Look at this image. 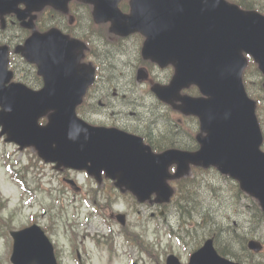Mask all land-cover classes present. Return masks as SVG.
Returning a JSON list of instances; mask_svg holds the SVG:
<instances>
[{"label":"water","instance_id":"1","mask_svg":"<svg viewBox=\"0 0 264 264\" xmlns=\"http://www.w3.org/2000/svg\"><path fill=\"white\" fill-rule=\"evenodd\" d=\"M20 1L0 0V10H13ZM33 1L28 12L52 2L64 8L68 0ZM88 1L95 3L98 19L116 20L113 29L144 32L146 57L161 65L176 66L177 74L165 98L167 91L178 92L190 83H196L208 96L187 99L188 111L200 116L202 130L207 132L206 136H198L200 151L170 150L156 156L140 138L90 128L78 120L75 107L91 81L92 71L78 74L76 42L58 31L34 37L37 50L30 49L45 76L44 89L33 92L17 86L21 93L0 91V122L9 134L8 140L22 147L33 145L45 160L58 161V165L82 168L91 161L89 170L93 173L117 160L130 174L145 170L150 182L157 176L158 181L168 177L167 169L173 162L179 166L177 175L187 171L190 163L215 164L222 172L238 178L242 188L256 195L264 208V155L257 151L260 131L254 103L246 96L241 78L246 63L243 50L255 57L264 72V16L242 11L225 0H187L185 7L174 4L175 0L154 7L152 0H133L130 16L117 9L119 0ZM5 2L12 4L4 6ZM123 20L130 21L127 28ZM50 111L48 125L40 126L38 119ZM139 157L144 160L137 161ZM95 161L99 163L94 165ZM131 188L141 199L150 193L140 185ZM17 245L20 248L13 258L15 264H29L34 258V241L26 234Z\"/></svg>","mask_w":264,"mask_h":264},{"label":"rangeland","instance_id":"2","mask_svg":"<svg viewBox=\"0 0 264 264\" xmlns=\"http://www.w3.org/2000/svg\"><path fill=\"white\" fill-rule=\"evenodd\" d=\"M234 1V0H233ZM238 1V0H235ZM234 1V2H235ZM241 1V0H240ZM246 2L257 1L260 6H264V0H245ZM78 13L81 17L78 25L70 27L67 20L61 18L54 12L46 11L39 19V24L41 26L47 27L48 25H60L66 32L74 33L81 32L86 29L89 24V17L87 15V9L82 6H78ZM10 34V33H9ZM73 34V33H72ZM18 40H25L27 32L20 30ZM7 40L5 35L0 32V41ZM23 40V41H24ZM140 38L135 37L127 42L126 45V55L122 56L123 60L139 59L140 60ZM97 50H100L102 57L107 58V50L103 49L102 43L100 41ZM102 50V51H101ZM22 59L16 56V62L20 65L21 75L25 76L26 73L28 77L36 81L34 74H36L35 67L26 64L21 61ZM120 56L117 55L116 61H120ZM20 61V62H19ZM124 73L119 71H114L111 68L106 69L103 80H108L110 83L114 84L113 88L118 89V97H113V91L108 97V101L114 105V108L99 106V102L96 100V107L99 111H103L100 115L90 114L93 122L95 123H114L118 126L128 127L131 130H138L142 133L149 134L154 144L160 148H166L169 146H179L181 148H196L197 142L195 140V134L199 131V122L196 118H186L179 121V114L174 112L164 103L159 104V99L153 94L142 93V90H146V87L140 85L135 78H133V69L125 65ZM172 68H166L165 70H160L156 73V76H160L163 81H168L172 76ZM136 72V71H135ZM262 76L255 70L250 73V83L251 92L253 94L261 96L263 99V111L264 114V89L262 85ZM40 83V80L38 79ZM98 97L102 96L100 92L96 93ZM126 95L125 98L123 96ZM116 109L117 113H115ZM159 114V115H158ZM264 119V117H263ZM4 139L0 138V149L4 151L5 149L9 152L15 153V156L22 161V164L28 162V158L32 156L35 157L33 151L30 149L28 151H21L17 149L13 144L3 143ZM36 164L32 168L33 178H38L41 176L43 185L36 183L34 180V185L38 188V198L34 199V203L31 206H18L15 204L16 209H8L6 205V210L2 213L5 218L4 229L0 233V264H11L8 258L7 250L10 249V238L8 236V230L13 228H21L27 224V216L31 211L41 213V209L46 208L48 216H52L54 222H58L60 228L56 230V239L60 241L61 252H69L70 249V234H66V227L70 225L74 230H85L89 225L92 227V233L106 232L104 228L96 222H88L86 225L82 226L79 222H76L72 216L74 207L67 205L69 203L70 196L67 194L69 188L66 187L61 179L57 176L59 175L50 164H46L41 160H36ZM197 181H201L203 185L198 186L199 198L196 201L197 206L195 208L191 207V213H182V215L174 214L176 207L180 210L177 202H173L170 206L166 208L168 211L167 223H165V214L161 215L162 207L159 205H149V204H138L135 203L132 198L126 197L125 201L132 208L130 210L131 217H129V223L127 224V234L133 239L136 244L143 243L144 247L149 253L141 252L140 249L130 248L128 245L126 247L125 243L120 239V244H117L116 250H110L106 245H95L94 242L88 241V247L91 252V258L87 259L85 264H109V258H114L113 263L126 264L128 256H125V252L131 250L134 256L138 259L140 263L145 264H157L161 261L163 255H166L164 250H170L171 245L175 246V251L182 256L183 261H187V254L183 251L182 247L177 244L176 238L171 237L167 232L171 231L170 224L174 225L175 228H180L181 233L179 236L184 238L185 233L189 230H197L198 236L203 238L208 231H211L210 225L212 219L214 218L219 222L220 225L224 227L233 226L235 221L238 225L234 226L235 231L226 232L222 243L231 244L227 249L229 251H234L238 254V250L242 251L244 254L245 264H264V252L261 254H248V250H243L242 245L246 244L249 239L255 238L260 240L264 245V216L258 209L257 203L254 199L246 196L239 189L237 182L234 180L223 177L215 169L198 170ZM4 173L0 168V187L4 193L11 195L12 197L19 193V188L15 185L7 183L3 177ZM74 175V173H70ZM79 178L82 181V175L79 174ZM210 183L214 185V189L210 187ZM48 186L55 187L53 195H50L49 190L45 191V187ZM61 186V187H60ZM16 187L13 192H8V188ZM96 188L97 186L87 182L85 184L86 190L90 188ZM66 192L64 193L62 189ZM196 190V188H194ZM71 193V192H70ZM21 196V195H20ZM19 196V200H20ZM56 196H59L62 200V204L57 203ZM18 196L15 198V201ZM80 200V197L78 198ZM105 202V199H103ZM70 204V203H69ZM79 210L80 202L78 204ZM128 206L122 203L119 208L126 209ZM208 212H207V211ZM181 211V210H180ZM205 212V214H204ZM43 213V212H42ZM41 215H45L42 214ZM154 213V216H152ZM172 213V214H170ZM46 216V221L49 220ZM44 217V216H42ZM182 217V218H181ZM83 218V216H82ZM81 218V219H82ZM80 219V220H81ZM191 221L200 222L195 228ZM208 227V228H207ZM171 229V230H170ZM221 230V227L218 231ZM173 231V230H172ZM206 232V234H204ZM175 233V230H174ZM177 234H175L176 236ZM187 240H189L187 238ZM189 249L193 250L192 247L186 243ZM172 248V249H173ZM234 249V250H233ZM169 253V252H167ZM120 254V255H119ZM162 255V256H161ZM66 264H72L70 260L66 258Z\"/></svg>","mask_w":264,"mask_h":264},{"label":"trees","instance_id":"3","mask_svg":"<svg viewBox=\"0 0 264 264\" xmlns=\"http://www.w3.org/2000/svg\"><path fill=\"white\" fill-rule=\"evenodd\" d=\"M242 5H243L244 8L250 6V4H247V3H242Z\"/></svg>","mask_w":264,"mask_h":264}]
</instances>
